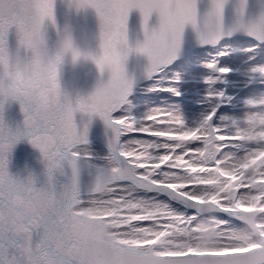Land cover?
Segmentation results:
<instances>
[{"label":"snow or ice","instance_id":"obj_1","mask_svg":"<svg viewBox=\"0 0 264 264\" xmlns=\"http://www.w3.org/2000/svg\"><path fill=\"white\" fill-rule=\"evenodd\" d=\"M55 3L0 0V264H264V0H69L96 10L85 56L108 73L74 98L58 61L44 95L2 75L23 33L56 26ZM25 138L40 186L9 170ZM83 216L111 241L78 237Z\"/></svg>","mask_w":264,"mask_h":264},{"label":"water","instance_id":"obj_2","mask_svg":"<svg viewBox=\"0 0 264 264\" xmlns=\"http://www.w3.org/2000/svg\"><path fill=\"white\" fill-rule=\"evenodd\" d=\"M56 26L49 25L46 36L50 45H55L58 38L57 26L62 25L66 20L71 21L74 34L79 43L85 49L98 53L100 51V21L96 10L92 7L77 10L69 5V0H56L55 3ZM15 37H10V45L15 47ZM107 71L103 78L107 79ZM102 77V74L91 59L79 63L76 67H65L60 73L59 80L62 91L71 97L77 95L86 96L89 94L96 83ZM4 118L15 128L17 125H23L24 113L21 110L20 102L10 100L5 104ZM80 114H77L79 119ZM100 125L99 118L95 119L93 133ZM9 170L12 174H19L22 178L29 172L36 175L37 186L42 185L46 180L44 174V164L39 149L32 146L30 141L25 138L19 141L13 148Z\"/></svg>","mask_w":264,"mask_h":264},{"label":"clouds","instance_id":"obj_3","mask_svg":"<svg viewBox=\"0 0 264 264\" xmlns=\"http://www.w3.org/2000/svg\"><path fill=\"white\" fill-rule=\"evenodd\" d=\"M58 38L55 45H50L47 36L41 37L35 31H27L20 37L21 44L13 52H5L3 77L5 79L15 76L17 73L25 75L28 89L38 95H44L43 83L47 79V68L53 61H58L59 76L65 67H76L87 60L85 54L91 51L81 46L74 34L71 21H65L58 25ZM78 54V55H77ZM30 70V71H29ZM106 79L99 78L93 90L87 94L103 92ZM54 104V99L48 101ZM73 228L78 237L95 241L98 244H106L111 241L113 229L100 222H93L87 216L80 217L73 222Z\"/></svg>","mask_w":264,"mask_h":264}]
</instances>
